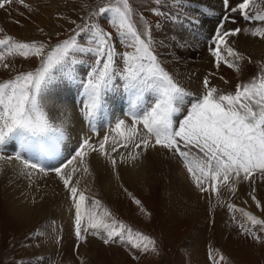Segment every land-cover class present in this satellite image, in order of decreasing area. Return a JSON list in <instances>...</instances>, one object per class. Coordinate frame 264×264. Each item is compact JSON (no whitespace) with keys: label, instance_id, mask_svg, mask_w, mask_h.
<instances>
[{"label":"snow or ice","instance_id":"6c2138e0","mask_svg":"<svg viewBox=\"0 0 264 264\" xmlns=\"http://www.w3.org/2000/svg\"><path fill=\"white\" fill-rule=\"evenodd\" d=\"M13 2L0 0V9ZM18 2L29 7L25 0ZM183 2L173 0V5L182 7ZM155 4L167 6L166 0H155ZM223 4L227 9L229 0H223ZM253 4L254 0H243L232 11H240L246 21L264 22V12L249 15ZM153 13L157 17L175 19V14L169 16L161 7L153 9ZM93 17L107 19L116 30V40L131 51L119 52L113 33L92 22ZM223 19L227 21L228 17ZM188 22L200 23L194 18H188ZM218 27L222 29L223 24ZM240 32V28L215 32L214 47L209 51L217 69L224 63L240 70L235 61L244 57L228 41ZM250 34L264 39V27H256ZM154 44L152 27L144 21L138 28L133 20L130 0H107L91 13L87 22L77 25L69 38L51 48L35 41H17L10 35L0 38V63L5 69L10 67L3 63L9 56L35 57L40 62L35 70L18 72L13 78L0 82V161H19L23 174L30 180L37 173H56L75 205L74 235L79 242L87 243L91 235L104 245L126 244L141 253L158 254L156 240L120 223L106 208L101 211L99 200H93L86 208L88 197L80 191L79 181L73 182V177L78 167L89 172L86 157L92 152L105 157L115 170L118 163L135 162L150 147L166 149L182 159L195 187L201 193L215 194L218 202L222 187L226 186L234 194L236 183L252 181L256 173L264 176V70L247 83L238 84L230 93L221 92L205 77L203 93L196 95L166 70L154 51ZM118 60L122 63L119 69ZM89 61L90 67L81 76L77 66ZM57 84L80 90L84 116L90 123L99 113L107 116L109 103L115 100L112 93L122 86L127 93L128 115L134 117L131 125L118 120L110 130L114 135L104 136L98 144L85 138L74 155L59 161L65 130L53 123L46 110L47 95ZM149 94L154 100L145 109V97ZM186 105L182 122L174 121ZM142 109L143 115L138 117L136 113ZM137 125L143 126V134ZM10 142H15L13 148L19 146L15 156L3 154ZM121 149L128 150L127 154L114 155ZM193 150L198 154L194 155ZM52 161L59 162L46 167ZM74 163L77 166L66 173L64 170ZM252 199L260 207L254 195ZM133 201L143 210L139 199L133 197ZM228 208L240 211L247 222L258 225V231L264 232V219L237 209L234 204H228ZM239 228L242 234L261 242L260 235L252 228L244 223H240ZM79 246L78 243L76 248ZM224 260L220 255L218 261L213 258V264Z\"/></svg>","mask_w":264,"mask_h":264},{"label":"rangeland","instance_id":"374dc122","mask_svg":"<svg viewBox=\"0 0 264 264\" xmlns=\"http://www.w3.org/2000/svg\"><path fill=\"white\" fill-rule=\"evenodd\" d=\"M106 2L107 0H25L29 6L25 8L18 0H14L5 9H0V29L3 30L0 38L10 35L17 41H35L47 45L48 48L54 47L69 38L77 25L87 22L91 13ZM241 2L243 0H229V6L225 9L223 0H184L182 7L173 5V0H166L167 6H157L155 0H130L137 27H142L144 21L152 27L154 51L177 81L182 78V72L192 70L193 65L198 62L194 49H200L197 41L204 40L205 50L215 61L209 49L214 47L216 31L240 28L242 34L243 31L251 33L256 27H264V22L246 21L240 11H232ZM157 7H161L169 16L175 14V19L155 16L153 9ZM42 11L49 14L48 23H40ZM208 12L216 14L213 21L215 29L213 33L209 32L200 39L199 24H189L188 18H208ZM248 12L249 15L264 12V0H254ZM225 16L228 17L227 21L223 19ZM92 22L113 33L119 52L131 51L116 40V30L107 19L93 17ZM220 24H223L222 29L218 27ZM234 38H228L229 44ZM259 41L261 46L258 52H239L244 57L235 61L239 71L224 63L218 69L215 65L210 70L200 69L199 81H196L199 83L197 90L186 89L201 95L203 79L208 77L211 85L221 92H234L238 84L247 83L264 70V39L259 38ZM3 63L10 67L5 69L0 63V82L13 78L18 72L35 70L40 62L35 57L24 59L15 55L7 57ZM90 63L91 61L77 66L81 76H84ZM121 67L122 63L118 60L117 68ZM46 110L51 118L49 109ZM186 111L187 105L174 117V121L182 122ZM121 119L127 125H131L133 120L129 115L122 116ZM82 120H86L85 116ZM116 122L110 128H99L92 123L94 127L88 131L86 137L89 139L92 136L94 139L102 134L112 136L114 133L110 130L115 127ZM137 127L143 134V126ZM72 143L74 145L71 144L67 153V144L60 147L64 155L62 161H65V156L74 155L82 142ZM160 149L165 150L166 155L174 156L173 159L179 161V164H184L177 154ZM193 154L198 153L193 150ZM170 164L162 162L151 166L140 177L121 179L117 186L114 185L113 190H106L101 185L86 194V208L93 200H99L101 211L106 208L120 223L156 240L158 254L141 253L130 249L126 244L104 245L102 240L91 235L88 236L87 243L79 242L74 235L75 205L70 197H66L67 210L65 218H62L57 215V206L45 207L43 203L40 206L39 200L30 197L29 192H23V195H20L22 192H16V196L15 192L10 191L6 197L3 186L0 185V264H213V258L218 261L220 255L225 260L219 264H264V232L258 231V225L252 226L247 222L240 211H231L228 208V204H234L237 209L264 219V176L256 173L252 181L236 183L237 191L234 194L226 186L222 187L218 202L215 194L201 193L192 179L194 188L174 183L170 178ZM253 195L260 202V207L252 199ZM133 197L141 201L143 210L134 203ZM242 222L260 235L261 242L255 241L250 235L242 234L238 225ZM78 243L79 249L76 248Z\"/></svg>","mask_w":264,"mask_h":264},{"label":"bare ground","instance_id":"6f19581e","mask_svg":"<svg viewBox=\"0 0 264 264\" xmlns=\"http://www.w3.org/2000/svg\"><path fill=\"white\" fill-rule=\"evenodd\" d=\"M54 5H56V3L52 6L55 7ZM48 15V13L42 11V19L40 23H46L48 20ZM208 15V18L205 16L202 17L203 15L201 16L202 18H200L202 21H200V27L198 28V34L200 35V39L204 38V36L206 37L209 32H214L215 24L213 23V21L215 19L214 17L216 14L212 15L208 12ZM217 22L218 21H216V23ZM234 37V41L230 42V45L236 51L238 50V52L243 53H256L260 50L261 43L258 37H254L250 33L245 31H243L240 36ZM197 42L199 43L198 45L200 46V49H194L197 52L196 56L198 62L193 65L194 67L192 68V70L187 69L186 71L182 72L180 74V77L182 78L178 79V81L183 84L182 86L191 90H197L199 86V83L196 81H199L198 77L201 74L200 69L210 70L213 69L215 65V61L205 50V43H203L204 40ZM112 96L115 97V100L114 102L109 103L107 116H105L103 113H99L95 121L92 122L94 124H97V127L99 126V128L100 126L110 128L114 124V122L120 120L122 116L128 115L129 103L125 90L123 88H120L117 92L112 93ZM147 99L154 100V98L150 94L146 95L144 105L148 107L151 102H149ZM82 103L83 100L80 90L71 85H69L68 87H64L63 84H57L47 95L46 104L47 108L51 113L53 123L61 125L65 130V136L60 147L67 144V146H65L66 153L69 150L71 144H73L72 142H82L85 138L88 139V137H86L88 131L91 130L94 125L90 123L88 119H86L85 121L82 120L84 117ZM121 107H123V111H121ZM147 107L144 106L145 109ZM136 115L138 117H142L143 109L137 111ZM129 117L134 119L133 116L129 115ZM102 131L103 129L101 130V132ZM109 133L107 132V134ZM102 135H100L101 137L99 136L94 139L90 135L91 137H89V140L93 144H98L105 134L103 136ZM13 143L15 142H10L5 147L3 153L5 156H15L16 152L19 151L18 145L13 148ZM110 147L111 145H109V148ZM60 151L61 156L59 158V161H62L64 159V155H62L63 151ZM127 151L121 149L120 152L115 153L114 155H116L117 157H119L121 154L126 155ZM166 153L167 152L165 150H161L159 147H150L147 152L142 154L140 158L135 162L118 163L117 168L114 170L110 163L105 159V157L101 156L96 152H92L89 154L88 157H86V163L89 168V172L85 173L82 167H78V171L73 177V182L75 183V181L78 180L80 191H82L85 196L88 197L86 194L90 193L93 188H99V186L103 185L102 187L106 190H113L114 185L117 186V182L121 179L136 178V176L140 177L143 173L150 169L151 166H156V164H162V162H170L171 164L168 166L170 169V178L172 179V181L174 183L179 184L180 186L182 185L184 187L187 186L190 188H194V185L191 182L190 174L187 172L185 165L181 163L179 164V161L174 160V156H171L170 154L166 155ZM71 156L72 154H70L69 157L65 156V161ZM59 161H52L50 162V164H47L46 167H50L51 165L57 164ZM73 166L77 165L74 163V165H70L69 168L65 169L64 171L66 173L69 172L71 167ZM117 173L119 174L118 176ZM0 185L1 187L3 186L2 190L6 197L9 195L10 191L15 192L14 195L16 196V192H22V194L20 195H23V192H29L30 197H32L36 201L39 200V202L41 203L40 206H42V203L45 204V207L57 206L56 210L58 209L57 211H59L57 214L58 217L61 216L62 218H65L67 210L66 197H70V195L64 188L62 181L58 178L55 172L49 171L46 175L43 173H37L30 180L26 175L23 174V165L19 161H0ZM13 197L14 196L12 195L11 198ZM36 207L39 208L38 206ZM221 218L222 217H220V219Z\"/></svg>","mask_w":264,"mask_h":264}]
</instances>
